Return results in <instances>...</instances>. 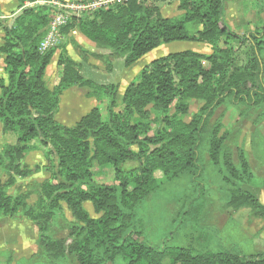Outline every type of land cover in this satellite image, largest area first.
I'll list each match as a JSON object with an SVG mask.
<instances>
[{
    "label": "trees",
    "instance_id": "trees-1",
    "mask_svg": "<svg viewBox=\"0 0 264 264\" xmlns=\"http://www.w3.org/2000/svg\"><path fill=\"white\" fill-rule=\"evenodd\" d=\"M33 1L17 0V12L0 20L5 74L0 78V126L15 138L0 150V169L8 176L0 184V214L20 212L37 230L35 250L6 264H164L167 256V264H264V252L228 248L213 227L200 223L207 187L203 180L210 173L202 163L205 152L225 205L251 206L264 219V206L248 190L252 169L243 151L234 161L219 134L222 114L216 116L221 106L245 104L258 111V122L264 119V26L249 36L230 31L223 19L225 0H175L181 11L176 18L163 16L148 0H118L72 16L62 34L77 30L106 49V59H119L128 70L163 43L197 42L211 48V53L182 49L141 64L118 95L117 84L85 76L59 44L39 51L56 7L26 5ZM257 4L264 13V0ZM232 40L245 47L243 65H237L239 51ZM59 48L58 83L48 88L46 68ZM74 86L89 87V96L106 101L104 118L95 106L73 125L56 120L60 96ZM191 100L201 105L185 120ZM34 143L51 148L56 170L34 191L12 196L6 185L40 169L23 161L38 149ZM130 161L136 165L127 166ZM94 165L111 167L113 181L94 180ZM172 184L182 185L190 199L177 221L193 223L191 243L168 249L148 240L153 230L148 204L178 199L166 191ZM64 208L72 219L65 217Z\"/></svg>",
    "mask_w": 264,
    "mask_h": 264
},
{
    "label": "rangeland",
    "instance_id": "rangeland-1",
    "mask_svg": "<svg viewBox=\"0 0 264 264\" xmlns=\"http://www.w3.org/2000/svg\"><path fill=\"white\" fill-rule=\"evenodd\" d=\"M13 2L14 0H10V4L6 6H11ZM147 4L157 7L165 17L176 18L181 13L177 9V1L175 0L166 3L148 0ZM60 12L69 14L67 11L55 9L53 17ZM70 18H67V22ZM3 19L0 18V20ZM223 19L230 31L243 36H249L250 32L261 29L264 26V13L259 9L257 0H225ZM2 34V31H0V37ZM69 37L74 39L71 40ZM83 39V36L78 32L73 33L72 31L67 34V32L63 31L62 34L61 31L56 46L59 44L60 47L65 48V54L75 61L76 64H80L79 69L85 76L98 83L117 84L118 95H121L125 86L140 69L141 64H145L150 59L159 56L152 51L150 52L151 54L148 53L145 58L142 57V60L134 63L128 70L121 66L119 59L114 57L106 59L102 55L107 53L106 49L98 48L92 42H83ZM231 43L235 49H238H236L237 51L241 52H238L237 65H243L247 60L245 47L240 46L238 48L237 42L233 40ZM82 48L85 50L83 51ZM182 49L190 48L188 44L178 46L176 42L166 48V50H169L168 52ZM200 50L206 51L204 53H211L210 47L201 48ZM60 53L61 49L59 48L53 54L46 68L45 84L48 88H52L58 83L59 67H57L56 61ZM110 63H112L111 71L108 70ZM1 66L2 63H0V73ZM91 91L89 87L77 86L65 90L60 96L58 110L55 114L56 120L64 125H73L82 115L95 106L100 108L104 118L106 101H99L96 97L89 96ZM200 105L201 101L191 100L189 113L182 115V117L188 120L190 113L196 111ZM220 114H222V128L219 134L223 136L225 143L232 149L236 163L238 151L244 152L254 175L248 190L257 199L258 203L264 206V119L258 122L260 116L258 111L245 104L221 106L218 108L216 116ZM14 140V135L3 133L0 126V150L7 143H14ZM33 145L38 147V149L27 153L23 161L30 165H39L40 169L27 177H17L12 185H6L7 193L12 196L20 192L34 191L38 186L37 184L52 178V171L56 170L55 155L49 153L51 148L41 147L37 143ZM203 159L202 163L207 167L206 171L210 173L203 180L207 187L200 217L201 225L213 227L216 234H219L218 236L224 240V246L226 244L228 248L231 247L245 254L257 251L264 252L263 217L255 215L251 206L241 208L226 206L218 184L219 177L211 170L212 167L209 166L210 162L207 152L203 154ZM126 165L133 166L136 165V162L130 161ZM92 170L93 179L97 182L108 184L113 181L111 167L94 165ZM154 176L158 179L162 178L160 171H156ZM7 179L8 176L0 169V184H6ZM166 191L174 197L179 196V198H174L172 202H167V197H164L161 202L156 201L148 204L151 211V228L153 229L151 234H147L148 240L153 246L168 247V249L173 246H185L191 243V232L189 230L193 222L191 219H187L181 224L177 220L180 219L178 217L180 212L178 211L187 209L189 205L190 199L186 196L188 193H185L182 185L179 187V184L168 185ZM34 199L35 194L32 195L30 200ZM151 206L155 208L151 210ZM167 206L173 207L169 209ZM86 207L92 212V207L89 204H86ZM63 212L66 218L72 219L67 208H64ZM172 230H174V233L169 237L170 235L168 234ZM36 237L37 230L34 224L29 218L22 216L20 212L6 216L0 214V264H6L7 261H12L19 256H29L36 248ZM168 259L169 257L167 256L163 263L167 264Z\"/></svg>",
    "mask_w": 264,
    "mask_h": 264
},
{
    "label": "built area",
    "instance_id": "built-area-1",
    "mask_svg": "<svg viewBox=\"0 0 264 264\" xmlns=\"http://www.w3.org/2000/svg\"><path fill=\"white\" fill-rule=\"evenodd\" d=\"M118 0H36L28 2L26 5H32L37 2L49 3L56 7L58 10L67 11L69 14L57 13L51 20L47 27V31L40 42L39 51L44 52L50 47H53L57 43V39L60 35L61 28L66 24L67 18L72 16H79L86 11H91L100 7H105L110 3Z\"/></svg>",
    "mask_w": 264,
    "mask_h": 264
},
{
    "label": "crops",
    "instance_id": "crops-1",
    "mask_svg": "<svg viewBox=\"0 0 264 264\" xmlns=\"http://www.w3.org/2000/svg\"><path fill=\"white\" fill-rule=\"evenodd\" d=\"M9 4H10V0H0V18H7V17L11 16L12 14H14L15 12H17V5H18L17 0L16 1L14 0L13 4L11 6L7 7L6 5H9ZM72 31H73V33L78 32L77 30H72ZM1 38H2V36L0 37V41H1ZM83 42H89V40L84 38ZM175 42L178 46H183V44H188L190 49L196 50V51H198V50L201 51L200 50L201 48L209 47L206 44L197 43V42H185V41H175ZM175 42L163 43L160 46H158L157 48L153 49L152 51L155 52V54L159 55V56L165 55V54L169 53L168 52L169 50H166V48L170 47L171 44H174ZM184 46H186V45H184ZM152 51H150V52H152ZM150 52H148V53H150ZM170 52H174V51H170ZM201 52H206V51H201ZM147 54H145L143 56V58H145ZM3 57L4 56L2 54H0V63H2L0 78H5V74L3 72ZM143 58H141L140 60H142Z\"/></svg>",
    "mask_w": 264,
    "mask_h": 264
}]
</instances>
